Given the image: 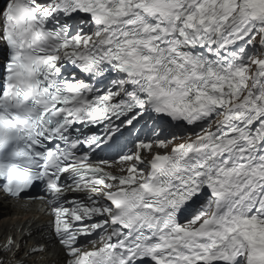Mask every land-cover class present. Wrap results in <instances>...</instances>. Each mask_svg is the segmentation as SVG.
<instances>
[{
	"label": "snow or ice",
	"instance_id": "obj_1",
	"mask_svg": "<svg viewBox=\"0 0 264 264\" xmlns=\"http://www.w3.org/2000/svg\"><path fill=\"white\" fill-rule=\"evenodd\" d=\"M0 196L63 264H264V0H5Z\"/></svg>",
	"mask_w": 264,
	"mask_h": 264
},
{
	"label": "bare ground",
	"instance_id": "obj_2",
	"mask_svg": "<svg viewBox=\"0 0 264 264\" xmlns=\"http://www.w3.org/2000/svg\"><path fill=\"white\" fill-rule=\"evenodd\" d=\"M33 203H13L0 198V246L8 237H12L20 244L17 259L23 258L25 264H63L62 250L48 236V216ZM29 232L32 234L31 238L28 236ZM33 243L46 245L47 251L40 256L26 257L25 251Z\"/></svg>",
	"mask_w": 264,
	"mask_h": 264
}]
</instances>
